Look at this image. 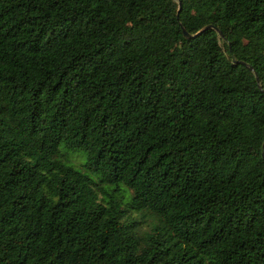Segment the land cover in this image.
Listing matches in <instances>:
<instances>
[{"label":"trees","instance_id":"1","mask_svg":"<svg viewBox=\"0 0 264 264\" xmlns=\"http://www.w3.org/2000/svg\"><path fill=\"white\" fill-rule=\"evenodd\" d=\"M263 141L264 0H0V264H264Z\"/></svg>","mask_w":264,"mask_h":264},{"label":"rangeland","instance_id":"2","mask_svg":"<svg viewBox=\"0 0 264 264\" xmlns=\"http://www.w3.org/2000/svg\"><path fill=\"white\" fill-rule=\"evenodd\" d=\"M60 149L62 154H64V161L66 164L73 166L74 168L80 170L84 174H88L89 176H91L96 180V176L93 173L89 172L85 167L86 155L82 150L66 149L63 146L60 147Z\"/></svg>","mask_w":264,"mask_h":264},{"label":"water","instance_id":"3","mask_svg":"<svg viewBox=\"0 0 264 264\" xmlns=\"http://www.w3.org/2000/svg\"><path fill=\"white\" fill-rule=\"evenodd\" d=\"M179 7H180V2H179ZM208 28H212V29H214V30L217 31V28H216L215 26H213V25H207V26L204 27V29H208ZM183 33H184V35H185L186 38H191V37L197 35V34L199 33V31H198L197 33H195V35H190V34H188V33L185 31V29H183ZM250 69H251V68H250ZM256 80L258 81L257 78H256ZM261 154H262V157L264 158V141H263V143H262V152H261Z\"/></svg>","mask_w":264,"mask_h":264}]
</instances>
